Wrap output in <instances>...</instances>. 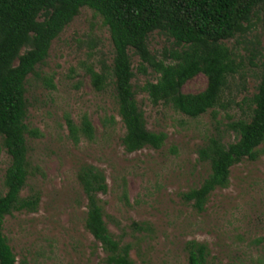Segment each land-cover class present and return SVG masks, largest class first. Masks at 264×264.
Masks as SVG:
<instances>
[{"label": "rangeland", "instance_id": "1", "mask_svg": "<svg viewBox=\"0 0 264 264\" xmlns=\"http://www.w3.org/2000/svg\"><path fill=\"white\" fill-rule=\"evenodd\" d=\"M149 44L159 56L171 40L153 33ZM228 46L242 70L230 79L220 106L197 118L170 105H153L142 88L157 74L150 68L138 73L139 59L131 54L132 86L145 126L165 133L166 139L160 149L128 153L113 86L97 91L85 72L88 65L99 71L102 61L111 65L110 36L100 17L81 9L51 43L38 76L27 79L24 122L41 136L26 135L29 176L20 196L38 195L39 202L33 212L5 217L3 232L16 264H106V254L84 226L88 201L78 173L85 166L104 174L107 191L97 194L103 218L116 240L132 246L134 264H189L185 246L190 241L207 246V264H264V144L256 160L244 159L231 168L228 187L211 193L202 212L182 196L210 171L199 150L210 138L235 142L229 123L247 113L256 92L263 62L258 53H264L260 31L232 39ZM51 75L53 90L42 81ZM206 85L199 74L182 92L198 93ZM85 116L94 128L93 139L80 135L75 143L66 118L79 126ZM9 161L2 150L0 195Z\"/></svg>", "mask_w": 264, "mask_h": 264}, {"label": "trees", "instance_id": "2", "mask_svg": "<svg viewBox=\"0 0 264 264\" xmlns=\"http://www.w3.org/2000/svg\"><path fill=\"white\" fill-rule=\"evenodd\" d=\"M85 7L107 28L113 55L110 66L102 61L99 71L88 65L85 72L97 91L113 86L125 129L121 142L128 153L145 147L160 149L166 139L165 133L145 126L132 86V55L139 59L138 73L146 74L150 68L157 74L155 82H146L142 88L153 105H170L197 118L220 106L230 79L242 70L228 42L255 30L264 38V0H0V155L5 150L10 160L3 177L5 192L0 195V264H16L3 232L5 217L33 212L39 202L38 195L20 196L29 176L26 135L41 136L24 122L27 79L38 76L36 69L45 63L51 43ZM153 33L171 40L159 56L149 48ZM258 54L263 62L256 92L248 101L247 113L229 123L235 142L210 138L198 152L210 171L197 188L182 195L198 212L205 209L211 193L228 187L231 168L244 159L256 160L264 144V53ZM199 74L206 77V87L198 93H183V85ZM42 81L55 88L53 75ZM66 124L75 143L80 135L93 139L94 128L86 116L79 126L68 117ZM78 180L88 201L84 226L106 254L105 263L134 264L132 246L116 240L104 221L97 197L107 191L104 174L85 166ZM185 250L189 264H207L205 244L190 241Z\"/></svg>", "mask_w": 264, "mask_h": 264}]
</instances>
